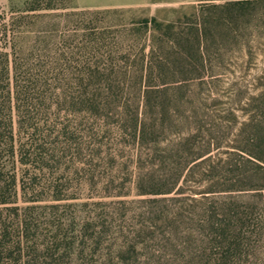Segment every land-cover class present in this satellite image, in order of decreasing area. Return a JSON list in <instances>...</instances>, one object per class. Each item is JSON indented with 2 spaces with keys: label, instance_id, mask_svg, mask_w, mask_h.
Segmentation results:
<instances>
[{
  "label": "trees",
  "instance_id": "trees-1",
  "mask_svg": "<svg viewBox=\"0 0 264 264\" xmlns=\"http://www.w3.org/2000/svg\"><path fill=\"white\" fill-rule=\"evenodd\" d=\"M223 1L232 8L229 19L264 4ZM58 8L52 0H31L0 28V264L154 263L153 257L141 260L132 239L125 237L124 245L115 248L111 242V205L124 200L104 198L127 192L110 193L108 180L96 199L77 193L92 192L96 167L114 158L90 128L93 123L110 128L116 113L117 129L129 134L133 147L140 149L148 138L154 142L157 111L170 108L171 85L200 77L207 33L218 19L203 12L198 22L184 24L142 18L124 31L145 32L148 51L120 55L104 48L103 32L95 37L85 32L79 44L78 34L62 36L60 48L55 29L35 30L46 12ZM129 60L131 66H122ZM125 82L143 91V112L138 102L119 98ZM262 95L256 101L260 114L248 124V147L240 149L244 162L236 165L242 176L229 185L225 179L210 183L206 235L187 261L173 264H264ZM211 150L193 156L183 168L190 165L191 172L210 162ZM245 162L252 167L246 169ZM175 178L151 194L171 193L180 175Z\"/></svg>",
  "mask_w": 264,
  "mask_h": 264
},
{
  "label": "rangeland",
  "instance_id": "rangeland-1",
  "mask_svg": "<svg viewBox=\"0 0 264 264\" xmlns=\"http://www.w3.org/2000/svg\"><path fill=\"white\" fill-rule=\"evenodd\" d=\"M30 1L0 0V28L12 21V11ZM52 1L62 8L46 12L48 16L38 20L35 30L55 29L54 41L60 48L64 47L60 45L62 36L78 34L75 44H79V37L85 32L92 33V37L103 32L104 48L120 55L148 51L145 32L124 31L142 18L155 17L164 23L180 19L184 24L198 22L203 12L218 19V25L207 30L200 77L171 85L167 93L172 99L170 108L157 111L155 130L153 134L150 132L154 142L148 138L140 149L133 147L129 134L117 129L116 113L109 121L110 128L93 123L90 130L114 158L96 167L95 181H98L92 192L86 188L77 192L80 197L92 193L96 199V193L108 180L110 193L119 189L127 192L122 197L104 198L124 200L112 203L110 209L115 219L110 230L114 248L123 246L127 237L136 244V254L141 260L153 257L155 262L150 264L187 261L197 251L198 239L206 235L211 201L206 190L210 183L225 179L229 185L242 176L236 166L244 162L240 149L248 147L246 139L251 133L248 124L259 116L256 101L264 94V4L239 11L229 19L232 8L223 0ZM121 64L131 66V60ZM122 86L119 98L138 102L139 112H143V91L128 82ZM147 112L152 116L150 110ZM207 149H212L206 155L211 157L210 162L191 172L190 165L183 168L189 159ZM243 164L246 169L252 167L248 162ZM178 174L179 183L174 191L151 194L168 187ZM249 181L243 179L245 185ZM178 187L180 193H176Z\"/></svg>",
  "mask_w": 264,
  "mask_h": 264
}]
</instances>
